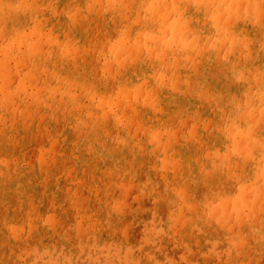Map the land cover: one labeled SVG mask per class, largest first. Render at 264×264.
Wrapping results in <instances>:
<instances>
[{
  "label": "bare ground",
  "instance_id": "6f19581e",
  "mask_svg": "<svg viewBox=\"0 0 264 264\" xmlns=\"http://www.w3.org/2000/svg\"><path fill=\"white\" fill-rule=\"evenodd\" d=\"M69 1L72 5H76V8L71 12L69 6H67ZM146 1L0 0V31L5 29V32H7L11 27L16 26L18 16L23 18L29 12H32L38 18L37 26L32 24L34 28L32 25L31 28L33 29L28 28L29 31L21 34L23 37L19 38V44L23 43L26 35L30 51H38L41 56L39 62L44 63L48 68L54 69L61 80L60 88L58 86V90L55 89L50 92L53 94L60 92L58 95L60 100L56 106L53 105L55 99L52 94L48 93L43 98L47 108L52 111L54 120L57 119L58 115H61L64 117L61 118L63 121H68L67 127L63 129L59 138L64 139L67 137L66 133L69 130L77 132L76 143L78 149L77 153L71 157L75 160V170L71 171L74 178L73 182L77 179L80 166L86 165L84 162L85 152L90 151L93 157L89 158L87 155L88 161L86 162L93 164L102 162V164L108 166L111 173L119 175L123 182L129 180L137 186V180L141 172L138 154L140 147L137 142L130 139L128 135L129 121L124 118L119 105L114 110L111 108L107 110L114 118L116 129H121L123 132L122 137L119 138H112L109 133H104V127L108 121L106 111L97 117L86 115L81 120L75 113L69 114L66 119V112L64 114L61 109L57 111L60 102L67 99L76 103V106L79 103L82 104L84 97H82V93H78V90L80 88L88 89L86 86L91 81L92 76L89 75L86 81L85 76L91 72L89 73L86 57L83 56H79L80 59L74 57L78 75L68 69L66 64L63 65L64 67L61 70H58L54 55L50 54V57H46L47 53L42 54L40 47L44 45L45 48L49 49L52 43L55 44L58 37L66 30V23H69L71 32L78 35L80 39V50L85 52V46L91 37V30L86 21H89L91 26L94 27L97 23V17L104 10L106 13L118 9L121 11V15L125 12L131 13L136 19V23L141 19L139 10ZM146 6L144 14L146 20H150V22H154L156 15H159L163 21L166 19V15L173 11L177 20L172 26V33L184 42L183 51L177 53L174 41L167 43L164 36H153L149 32L146 36L149 40L146 49L149 53L156 50L157 58L153 59L149 56L143 60L141 43L138 40H133L136 37L138 25L134 26V30L133 25H129L124 21L123 43H119L114 47L111 56L112 59L117 60L120 66L128 65L133 60L130 65L132 71H135L137 66L141 65L143 76L138 77L136 90L131 95L123 94L122 101L135 106V116L138 117V124L142 126H147L151 121L145 115V110L139 107V99L143 103L140 105H143V107L148 106L154 122L152 123L154 130L151 134L150 144L157 151L159 148L162 149V154H157L158 161L152 168L153 170L150 169L147 174L154 183L156 179L152 171L156 169L160 172L161 182L164 183L162 192L159 190L161 187L159 189L153 187L151 192L150 190H148V193L145 192L151 204L154 205L153 221L151 224L147 223L145 233L148 246L155 250V253L150 256L155 264H175V261L167 256L168 254L163 255L164 248L171 243H175L181 248L196 249V253L198 250L199 259L197 261L192 260L195 252L192 251L184 257L186 264H208V261L204 258L207 249L216 252L217 264L223 262L234 264L237 259L236 252L239 253L238 255H243L244 261L242 264H264V0H151ZM210 9L214 10L212 17L209 19ZM117 13L115 11V14ZM23 21L25 23L26 17ZM146 22L148 24V21ZM82 27H84V31L79 34ZM46 29L52 31L53 36H51L52 34L46 35ZM190 31H193L194 34L188 35ZM115 33L117 34V32ZM115 33L112 36L115 37ZM139 33L140 31L137 35ZM211 34H214L217 43L211 49L210 58L205 59L206 54L204 51L207 48L204 46V36H211ZM191 36H194V38L191 39ZM102 38H105L104 35ZM112 38L106 40L111 41ZM225 38L231 40L232 48L221 58L218 50L220 41ZM212 40L213 38L210 39V41ZM209 43L208 45H210ZM69 47L71 48V46ZM104 47L106 48L107 45ZM7 49L10 48L7 47ZM7 49H3V51L5 52ZM57 51L56 53H58ZM10 52L12 55L15 54L14 47ZM242 53H244V58L241 59L240 55ZM77 55L75 54V56ZM123 56L125 57L124 60H122ZM225 64L228 65L224 66ZM78 65H80V68L77 67ZM80 69H82V72H79ZM156 70L161 71L162 89L168 90L161 97L156 96L158 90H160L159 88L155 90L153 84L147 86V83L153 82L155 78L154 71ZM224 71L225 75L222 76L221 74ZM252 72L255 73L254 77H251ZM202 78H204V87L200 90L198 86L199 80L202 81ZM237 78L238 80L235 82ZM33 83H35V80ZM248 83H254L257 86L255 93L252 92L254 88L252 89ZM114 84L111 83L113 90L117 87L112 86ZM2 88L0 87V89ZM20 88L18 89L20 90ZM242 93L247 101L245 105L240 106L235 139L231 141L227 132L221 135L219 124L213 121L214 135H216L215 151L212 154H205L202 159H200L193 144L203 138L206 141L209 139L207 136L205 138V130L197 126L191 135H184L182 139L176 140L174 131L169 130L168 135H162L155 128L160 117L175 116L178 112L177 108L182 107L183 110L187 101H190V106L186 114L192 113L196 116H204L205 114L210 121L215 120L213 110L220 106L222 107L221 110H230L235 102H240V94ZM233 94L236 96H234V99L230 98ZM35 96L36 94H32L30 98L33 100ZM93 97L95 98V96ZM39 99L36 97V102L40 101ZM202 99L206 104L212 105L209 110H206L200 103ZM95 102L97 101L95 100ZM95 102L93 106H95ZM113 103L114 100L112 99L105 100V108L110 107ZM30 118L32 117L30 116ZM174 122L173 124H175ZM79 123H83V125L79 127ZM11 124L13 125V123ZM105 140H108V142L104 143ZM113 141H115L114 144L116 141L118 143L115 151H101L102 145H111ZM178 141H182L181 146H178ZM243 144H245L244 147ZM42 150L47 151L46 149ZM10 152L12 153L10 139L5 134L0 135V244L9 247V249L5 247L8 250L6 252L0 249V264H79L78 256L72 253V244L70 245L71 248L67 246V243L71 241L69 234L63 235L62 230L66 225L60 231L55 226L57 221L58 224L62 223L61 211L57 209L63 208L57 201L59 198L50 197V200H53L50 202V206L42 207L40 204H44L43 200L45 198L44 196L40 198L38 190L33 185L37 176L41 184L44 182L45 178L41 177L39 172L43 171L45 166L47 167V153H40L36 161L32 164L28 163V167L23 168L22 164L14 161ZM32 159L34 160V157ZM42 174L44 173L42 172ZM60 174L62 173L60 172ZM172 179H176V182H173ZM235 181L238 184L241 183L238 192L234 196L227 194L228 186ZM122 185L124 187L123 183ZM113 186L114 181L109 184L108 190H106L107 195L103 198H101L100 192L102 190L99 189V186L92 187L91 192H94V195L98 198L96 199L98 203L95 205L98 207L96 212L93 213L90 209L93 203L92 205L87 202L81 204L84 208L88 207L87 210L83 211V214L86 220L92 222V227L91 231L88 229L89 227L79 229L80 239L78 238V242L83 246L91 243L92 250L95 248L94 246L99 245L98 236H103L104 228L114 229L116 223L120 221L121 213L124 216L123 203L120 201L112 202L111 200ZM234 186L236 187V185ZM197 187H200V189L206 187V191L199 194L200 189L197 190ZM144 189L140 186L142 193H144ZM121 192L124 196V189ZM140 196L144 195L140 193ZM208 200L211 203L207 206L206 202H209ZM16 205H18L17 212L20 220L11 228L12 221L10 217L13 213L11 214L10 210ZM27 205L30 209L26 208ZM109 206L114 211L113 214H110ZM230 206L231 211H229ZM205 208L210 212L209 216L204 215ZM5 211L9 212L5 214ZM147 212L149 213V211ZM25 213H29L30 219L25 220V216L24 219L22 218ZM71 217L72 221L74 219L73 214ZM164 218H166L165 223L161 222ZM156 221L160 222V229L158 230L154 226ZM84 240L85 244H83ZM102 240H104L102 251H107L104 255L107 264H140L137 260L142 248L139 249V252L128 249L123 253L118 251L117 247L111 249L115 243L113 238H103ZM124 243L128 244L123 239ZM219 248L221 250H218ZM148 253H146V256Z\"/></svg>",
  "mask_w": 264,
  "mask_h": 264
},
{
  "label": "rangeland",
  "instance_id": "374dc122",
  "mask_svg": "<svg viewBox=\"0 0 264 264\" xmlns=\"http://www.w3.org/2000/svg\"><path fill=\"white\" fill-rule=\"evenodd\" d=\"M150 2L151 0L149 1L147 0L146 3L141 5L142 8L141 9L139 8L141 19L138 20L139 22H136V23H135L136 19H134L131 13L125 12L123 15H121V11L118 9L115 10L116 13L118 12L117 14H115V11H108L105 13V10H104L97 17V23L95 24L94 27L91 26L89 21H86V24L88 23L87 25L91 30L90 32L91 37L88 39V43L85 46L86 47V50L84 49L85 52L80 50V44H81L80 39L78 35H75L73 32H71V26L69 23H66V26H65L66 30H64L63 33L58 37V40L55 41V44L54 42L52 43L49 49L45 48L44 45L40 47V52L42 54L45 55L47 53V55H45L46 57L48 56L50 57V54L54 55L55 60H56V67L58 68V70H61L64 67L63 65L66 64L68 69H70L75 75H78V73L76 72L77 68L75 66L74 57H76L77 59H80L81 56L86 57V61H87L86 64H87L89 73L90 72L91 73L85 76V81L88 79L89 75L92 76V79L91 81L87 83L86 88L88 89L80 88L78 90V93H82V97H84L82 104L79 103L76 106V103H73L71 100L67 99V100L60 102V105L58 106L57 111L61 109L64 111V114L66 112L65 114L66 119L69 114L75 113L80 118V120L85 118L86 115L97 117V116H100L101 113H104V111H106L108 114V121L105 124L104 133H109L112 138L114 137L119 138V137H122L123 132L121 131V129H116L114 118H112V115L109 114L107 111L109 108L114 110L116 109V106L119 105V109H122L121 113L124 115V118L129 121L130 129H129L128 135L130 139L137 142L140 147L138 149V154H139V163H140L139 168L141 169V172L139 173V177L137 180V184H138L137 186L134 185L129 180H126L123 182L122 179H120L119 175L117 176L116 173H111V171L108 169V166H105L104 163L102 164V162H100V164H93L91 162H86L88 161L87 155L89 158L93 157L90 151L85 152L84 162L86 165L80 166V169H79L80 172L77 174V179L73 182L74 178H73V173L71 171L75 170L74 169L75 160L72 159L71 157L72 155H75L77 153V149H78L77 148L78 145L76 143L77 132L69 130L67 131L68 133H66L67 137H65L64 139H60L59 135H61V132L63 131V129L67 127L68 121L67 120L63 121L61 118H64V117H62L61 115L57 116V119L59 118L58 120L57 119L54 120L53 113L49 108H47L44 102V98H43L48 93L53 92L55 89H57L58 86L60 88L61 80L59 79L58 75L55 73L54 69H51L50 67L48 68L47 65L39 62L41 56L38 51L37 52H34L32 50L30 51V45L28 41L26 40L27 39L26 35L23 39V43L19 44L20 42L19 38L23 37L21 34L25 31H29L32 24L37 26L38 18L35 15H33L32 12H29L25 14L23 18L18 16L16 20L17 21L16 26L11 27L10 30H8L7 32H5V29L0 31V87L1 88L3 87L2 88L3 90L0 89V135L5 134L10 139L12 143V153L10 152L11 153L10 155L13 156V159L16 163L22 164L23 168L28 167V163L32 164L34 161H36L40 153L42 154L47 153V158H48L47 167L45 166L44 170L39 172V174L41 173L40 176L45 178L44 182L43 184H41L39 181V177L37 176L34 180L35 182L33 183V185L38 190L39 195L41 196L40 198H42L43 196L45 198L43 200L44 204L42 203L40 204L42 207H47L48 205L50 206V202L53 201L52 199L50 200V197L59 198V200L57 201L61 206H63V208L61 207L60 209L59 208L57 209L61 211L60 213L62 215L61 217L62 223L58 224V221H57L55 222L57 224L55 226L60 231V229L66 225L64 229L62 230L63 235L69 234V239H71V241L67 243V246H70L72 244L71 245L72 253L73 255L78 256L79 264H107V261L104 257L107 251H104V250L102 251L103 249L102 245L104 241L102 240L103 238H107V239L113 238L115 240V243L111 249L117 247V250L122 251L123 253L126 252L128 249H134L135 251L139 252V249L142 248L143 251L140 250L139 259L137 260L139 261L140 264H153L154 262L153 258L150 255L154 254L155 250H153L151 247L148 246L147 241L145 239L147 223L151 224V222L153 221V212H154L153 206L154 205L151 204L148 197L145 195V192L148 193V190H150L151 192V189L153 187H156L157 189L161 187L159 189L161 192L164 190V183L161 182L159 171H157L156 169L152 171V173L154 172L153 174L156 179L154 183L152 182L151 178L147 175L148 171L152 169L155 166L156 162L158 161L157 154H162V149L159 148L157 151L156 148H154L153 145L150 144L151 134L153 133V130H154V128L152 127V123L154 122H153V117L151 116V110L148 108V106L143 107V105H140L142 103V100L139 99V107L145 110V115L148 116L151 121V123L148 124L147 126H142L138 124V117L135 116L136 114L135 106H132V104L129 102L122 101L123 94L131 95L133 91L136 90L138 86V77L143 76V69L141 65H138L136 70L132 71L130 69V65L132 64L133 60H131L128 65L120 66L116 59L114 60L111 58L114 47L118 45L119 43H123V36H124L123 34L125 30L124 21L127 22L129 25H133L134 30H135L134 26L138 25L137 33L138 31H140V33L139 35H137L136 33V37L133 40L140 41L143 60L147 59L149 56H151L153 59L157 58L156 50H152L149 53V51L146 49L147 41H149L147 40L146 36L149 34V32H151V35L153 36H159V35H162V37L164 36V40L167 43L174 41V46H175V49L177 50V53H181L183 51L184 42L181 39H178L177 36H175V34L172 33V26L173 24L176 23L175 21L177 20L176 14L173 11L169 12L168 15H166V19L163 21L159 17V15L158 16L156 15L154 22H150V20H146V17L144 14L145 8L147 7L146 5L147 3H150ZM71 5H72L71 2L69 1L67 3V6H69L70 12L74 8H76L75 4L72 6ZM104 8H106V6H104ZM210 10L211 12H209V19L212 17L214 9H210ZM75 11L76 9L74 10V12ZM172 14L174 15L172 16ZM109 15L110 17H108ZM25 17H26V21H25L26 24L23 23L24 22L23 20ZM146 21H148V24ZM81 29H82L81 33L79 34H82V32L84 31V27H82ZM113 32L114 33L117 32V34L115 33V37L112 36L114 34ZM45 33L46 35L52 34L51 36H53L54 34L52 31L50 32L48 29L45 30ZM190 34L193 35L194 34L193 31H190L188 33V35ZM103 35L105 38H102ZM211 37L213 38L212 41H210V39H212ZM109 38H112L111 41H107ZM193 38L194 36H191V39ZM220 42L221 43H220V47L218 50V54L220 53L219 56L222 58L231 50L232 42L228 38H225L224 40H221ZM208 43L210 45H208ZM216 43H217V39L215 38L214 34H211V36H207V35L204 36V46L207 48L204 51L206 54L205 59L210 58L211 49ZM105 45H107L106 47L107 49L104 47ZM69 46H71V48ZM179 46L180 48H178ZM7 47H9L10 49H7ZM13 47L15 50L14 55H12V53L10 52ZM3 49L4 50L7 49V51L4 52ZM58 49L59 51H57ZM56 51L58 53H56ZM75 54L77 56H75ZM243 55L244 53L240 55L241 59L244 58ZM124 59L125 57L123 56L122 60ZM227 65L228 64H225L224 66H227ZM77 67L80 68V65H78ZM79 72H82V69H80ZM154 73H155V76H154L155 78L153 82L147 83L148 84L147 86H150L153 84V86L155 87V90L159 88L160 90H158V93L156 96L161 97L168 90L162 89V86H161L162 79L160 80L161 71L156 70L154 71ZM252 73L253 74L251 77H254L255 73L254 72ZM119 74H120V78H119ZM221 75L224 76L225 71ZM203 79L204 78H202V81L199 80L198 87L200 90L204 87ZM34 80H35V83H33ZM237 80L238 78L235 80V82ZM132 82L134 83L132 84ZM111 83L116 84L112 86H117L114 88V90L111 87ZM248 84L250 85L252 89L254 88L253 89L254 91L252 92L255 93V91H257V86L254 83H248ZM18 88H20V90ZM17 90H19L18 91L19 94H17L18 93ZM5 93H7V95H5ZM57 93L58 92L55 93L56 95L53 93H50L54 96V99H55L53 103L54 106H56V104L60 100V97L58 96L60 92L58 94ZM32 94H36L33 100L30 98ZM5 96L7 97V100ZM93 96H95V98L97 99H95ZM234 96L235 95L233 94L230 96V98L234 99L236 97ZM36 97L40 98L39 100L41 102L40 101L36 102ZM240 97H241L240 102L239 103L235 102V104L232 105V108L230 110L228 109L221 110L222 109L221 106L213 110L215 113V120H212V121H210L205 114L204 116H201V115L196 116V115H192V113L186 114L190 106L189 104L190 101H187L186 107L183 110H182V107L177 108L178 112L175 116L170 115V116L160 117L158 121L156 122L155 128L158 129V132L161 133L162 135H168L169 130L174 131L176 140L182 139L184 135H191V133L194 131V128L197 126L200 129L205 130V138L207 136L209 139L206 141L203 138L199 142L197 141L196 143L193 144L195 145V150L197 154L199 155L200 159H202L204 158L205 154L207 153L212 154L215 151L214 144H216V141H215L216 135H214L215 131H214L213 121H216V123L219 124L221 135L227 132L230 135L229 137L231 138V141L235 139V136L237 135V129H236L237 122L240 116V113H239L240 106L245 105L247 101L243 93L240 94ZM109 99L114 100V103L110 107L105 108L104 102L105 100L108 101ZM95 100L97 102H95ZM94 102H95V106H93ZM200 103L204 106L206 110H209L212 106V105L206 104L204 102V99H202ZM30 116L32 118H30ZM223 117L225 118V120ZM79 122H82V121H79ZM173 122L175 124H173ZM11 123H13V125ZM82 125L83 123H79V127H81ZM146 133H147V136H146ZM28 134H30V136H28ZM43 139L45 140L43 141ZM144 139L146 140L144 141ZM42 142L43 144H41ZM107 142L108 140L104 141V143H107ZM114 142L115 141L111 142V145H108V146L102 145L101 151L102 152L115 151L118 147V143L116 141V143L114 144ZM181 144H182V141H178V146H181ZM244 145L245 144H243V147ZM42 149H46L47 151H44ZM33 152H35L34 153L35 156L34 154L33 155L31 154ZM30 157L32 158L34 157V160ZM50 158L51 160H49ZM169 171L171 172L170 169ZM42 172L44 174H42ZM60 172L62 174H60ZM156 176L158 177L156 178ZM112 181H114V186L112 190L113 196H111V200L112 202L120 201L123 203V209L125 211L124 216H122L123 214L121 213L120 221H118L114 227V229L116 228L115 230L111 228H104L103 236L102 237L98 236L99 245L94 246L95 248H93L92 250V246L90 242H89L90 244L87 246H83L80 242H78V238L80 239V230L89 227L88 229L91 231V227H92V222H90V220H86L83 214V211L87 210L88 207L84 208V206H81V204L87 202L89 203V205H92L93 203V206H91L90 209L93 211V213L96 212L98 210V207L95 205L98 203L96 200L98 198H96V196L94 195V192H91L92 187L99 186V189L102 190L100 192L101 198H103L107 195L106 190H108V186ZM172 181L176 182V179H172ZM122 183L124 184V187ZM240 184H238L237 181L233 182L231 185L228 186L226 193L227 194L229 193L230 195L234 196L238 192ZM234 185H236V187ZM140 186L143 189L145 188L143 190L144 193L140 191ZM123 189H124V196L121 192V190ZM199 189L200 187H197V190ZM205 191H206V187L200 189L199 194ZM140 193L141 195L143 194L144 196H140ZM69 198L71 201L69 200ZM202 199L204 198L202 197ZM67 201H69L70 203H68ZM123 201L125 202V204ZM208 201L209 202H206L207 206L211 203L210 200ZM139 206H141L140 209H139ZM17 208H18V205H16L15 207H13L12 210H10V213L11 214L13 213V215L10 217L12 221V223L10 224L11 228L15 224H17L20 220V216H19V213L17 212L18 210ZM26 208L30 209L28 205L26 206ZM108 209L110 211V214L114 213V211L112 210L110 206L108 207ZM231 210L232 209L230 206L229 211ZM147 211H149V213ZM8 212L9 211H5V214H7ZM72 214H73L74 219H72L71 221ZM28 215L29 213H25L23 214L22 218L24 219V216H25V220L30 219V216ZM162 215L164 216V214ZM204 215L205 216L210 215V212L208 211L207 208L204 209ZM230 216L232 217V215ZM165 219L166 218H164V220H161V222L165 223L166 221ZM154 226L157 230L160 229V222L156 221L154 223ZM123 239L126 240L128 244L126 243L123 244ZM83 244H85V240ZM168 246L164 248L163 255L168 254L167 256H169L172 260H174L175 264L177 262H179L178 264H181V263L186 264L184 261V257L186 254H187L186 256H188L189 253L192 251H195L194 255L192 256L193 257L192 260L197 261V259H199V255H198L199 252L197 250V253H196V249L188 250L186 247L181 248V246H178L175 243H171ZM5 247L7 248L8 246H5ZM5 247L2 244H0V249H2L4 252L8 251L7 249H9V247L7 249ZM171 248L175 250L176 252L173 250L171 251ZM218 250H221V249L219 248ZM148 251L150 252L148 253ZM146 253H148L147 256H146ZM195 253L197 254V256ZM205 253L206 254L204 258L208 261V264L218 263V257L216 255V252H212L211 250L209 251L207 249ZM236 253L237 255L235 254V256L237 259L234 262V264H242L244 261L243 255L241 254L238 255L239 254L238 252ZM122 255L124 256V254ZM222 264H225V263L223 262Z\"/></svg>",
  "mask_w": 264,
  "mask_h": 264
}]
</instances>
